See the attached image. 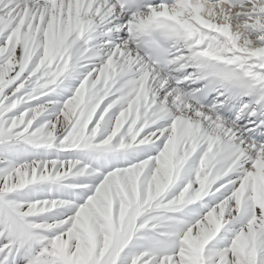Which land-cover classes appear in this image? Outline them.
Wrapping results in <instances>:
<instances>
[{"label": "snow or ice", "instance_id": "1", "mask_svg": "<svg viewBox=\"0 0 264 264\" xmlns=\"http://www.w3.org/2000/svg\"><path fill=\"white\" fill-rule=\"evenodd\" d=\"M0 264H264V0H0Z\"/></svg>", "mask_w": 264, "mask_h": 264}]
</instances>
